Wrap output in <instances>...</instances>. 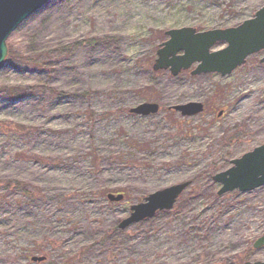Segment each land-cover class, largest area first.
<instances>
[{"label": "rangeland", "instance_id": "1", "mask_svg": "<svg viewBox=\"0 0 264 264\" xmlns=\"http://www.w3.org/2000/svg\"><path fill=\"white\" fill-rule=\"evenodd\" d=\"M263 3L48 0L22 21L0 64V264L264 261L253 246L264 185L218 195L212 179L264 143V54L224 76L191 75L197 63L175 76L152 69L167 30L233 27ZM143 102L158 111L130 112ZM186 102L203 109L172 108ZM186 181L171 210L118 227L131 205Z\"/></svg>", "mask_w": 264, "mask_h": 264}, {"label": "water", "instance_id": "2", "mask_svg": "<svg viewBox=\"0 0 264 264\" xmlns=\"http://www.w3.org/2000/svg\"><path fill=\"white\" fill-rule=\"evenodd\" d=\"M48 0H0V64L8 53L7 39L9 35L29 15L39 9ZM167 39L161 42L156 50L152 64L154 71L168 70L177 75L193 63L196 67L191 75L201 73H219L224 76L245 63L249 55L264 50V3L252 17L243 20L236 26L215 28L196 32L192 27L172 28L165 32ZM216 42H225L223 49L210 51ZM182 51V54H178ZM264 62V56L260 59ZM182 116H192L202 111L200 102H186L172 107ZM156 103L143 102L130 109V112L148 115L156 113ZM218 114H221L219 112ZM232 166L212 176L214 182L221 187L217 194L222 195L233 190L250 191L264 185V143L245 152L239 158L230 161ZM189 181L174 184L149 193L142 202L130 206L127 217L122 219L118 227L123 229L133 223L151 218L157 211L170 210L178 196L189 185ZM112 201H119L122 194H107ZM264 245V233L253 243L255 248ZM43 256H32L33 261H42ZM243 264H264V261H245Z\"/></svg>", "mask_w": 264, "mask_h": 264}, {"label": "trees", "instance_id": "3", "mask_svg": "<svg viewBox=\"0 0 264 264\" xmlns=\"http://www.w3.org/2000/svg\"><path fill=\"white\" fill-rule=\"evenodd\" d=\"M97 41H98V40H97ZM13 57H14V56H13V48H12V45L10 44V46H8V58H9V59H12ZM41 89H42L43 91L52 92L53 96H57V94H56L55 92H53V91H54L53 88L46 90L45 88H41V87H40L39 90H41ZM59 93H60V92H59ZM50 95H51V94H50ZM18 129H20V128L18 127ZM23 129H25V128H22V130H23ZM47 160H50V159L48 158ZM5 185H6V188L15 186V187L19 188V189L22 191V193H24V194H27V193L30 194V193H31V190L24 189V188H26V187H25V186H22V184H20L19 182L16 183V184H13V185H12V183L6 182ZM241 261H242V259H241Z\"/></svg>", "mask_w": 264, "mask_h": 264}, {"label": "flooded vegetation", "instance_id": "4", "mask_svg": "<svg viewBox=\"0 0 264 264\" xmlns=\"http://www.w3.org/2000/svg\"><path fill=\"white\" fill-rule=\"evenodd\" d=\"M259 52H262L264 54V50H260ZM258 53V52H257ZM261 62V61H260ZM261 63H264V62H261Z\"/></svg>", "mask_w": 264, "mask_h": 264}]
</instances>
